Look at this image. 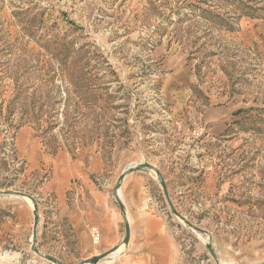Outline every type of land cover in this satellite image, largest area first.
Segmentation results:
<instances>
[{"label":"rangeland","instance_id":"1","mask_svg":"<svg viewBox=\"0 0 264 264\" xmlns=\"http://www.w3.org/2000/svg\"><path fill=\"white\" fill-rule=\"evenodd\" d=\"M211 91L235 121L208 144ZM93 153L88 181L120 216L106 246L71 216L82 183L51 187ZM209 244L264 264V0H0V264L120 245L88 264H217Z\"/></svg>","mask_w":264,"mask_h":264},{"label":"crops","instance_id":"2","mask_svg":"<svg viewBox=\"0 0 264 264\" xmlns=\"http://www.w3.org/2000/svg\"><path fill=\"white\" fill-rule=\"evenodd\" d=\"M208 95L209 98L206 100L209 104L203 105L206 107L203 113H201L200 125L202 128H200V131L203 134L201 142L206 141L209 144L212 140H219V138L230 136L232 127L234 126L235 116L233 114V102L217 97V93L214 94L213 91ZM198 104L202 103L199 102ZM205 126L207 127L205 128ZM33 148L37 147H31V149ZM70 160L76 162V166L73 168H65L64 170V177L68 183L66 185L62 183L51 185V187L57 188L59 195H62L63 189L68 187L69 184L72 185L76 181L81 182L82 187L88 191L89 195L81 207H76L72 210L71 216L73 220L85 233H87L88 227L91 225L99 227L102 235L101 245L106 246L107 244L113 243L120 233L121 224L119 213L107 201L105 194L96 190L90 184L91 181H88L91 180V175L94 172L99 171L101 160L97 158L96 153L90 156L87 154H78L75 159L70 157ZM124 201L123 203L125 205L126 201Z\"/></svg>","mask_w":264,"mask_h":264},{"label":"water","instance_id":"3","mask_svg":"<svg viewBox=\"0 0 264 264\" xmlns=\"http://www.w3.org/2000/svg\"><path fill=\"white\" fill-rule=\"evenodd\" d=\"M141 168H144V169H153L156 172L157 178H158V180H159V182H160V184H161V186H162V188L164 190L165 196L167 197V199H169V195H168V191H167L165 179H164L163 175L161 174V172L158 170V168L156 166L150 164V163H143V165H142ZM134 170H137V167L136 166L129 168V172L134 171ZM37 219H38V215L35 212V220L37 221ZM130 235H131L130 225L127 222V226H126V239H125V243L126 244L129 243ZM208 248H209L212 256L214 257L215 261L217 262V264H221L219 262V259H218L217 255H216L215 251L213 250V248L211 247L210 244L208 245ZM113 250L114 249L107 250V251H105L102 254H99L97 256L91 257V258H89L87 260V263H96V262L102 260L104 257H106Z\"/></svg>","mask_w":264,"mask_h":264},{"label":"built area","instance_id":"4","mask_svg":"<svg viewBox=\"0 0 264 264\" xmlns=\"http://www.w3.org/2000/svg\"><path fill=\"white\" fill-rule=\"evenodd\" d=\"M194 133L198 136H200L202 134V132L200 130H197ZM91 236H92L94 244H97V245L100 244V242H101V229L97 226L93 227L91 229Z\"/></svg>","mask_w":264,"mask_h":264},{"label":"bare ground","instance_id":"5","mask_svg":"<svg viewBox=\"0 0 264 264\" xmlns=\"http://www.w3.org/2000/svg\"><path fill=\"white\" fill-rule=\"evenodd\" d=\"M117 194H118V192H117ZM118 197H119V199L122 201V199L120 198L119 194H118ZM122 202H123V201H122ZM127 221H128V218H127ZM128 223H129V222H128ZM101 238H102V235H101ZM123 244H124V243H123ZM123 244H122V245H123ZM122 245H120L118 248L122 247ZM118 248L114 249L112 252H114V251L117 250ZM112 252H110V253H112ZM110 253H109V254H110ZM109 254H108V255H109ZM108 255H107V256H108ZM8 256H9L8 254H5V255L0 254V259L7 258ZM107 256H106V257H107ZM104 258H105V257H104ZM85 264H88V263H85ZM222 264H223V263H222Z\"/></svg>","mask_w":264,"mask_h":264}]
</instances>
